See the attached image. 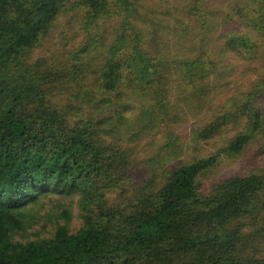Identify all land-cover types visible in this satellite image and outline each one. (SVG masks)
I'll list each match as a JSON object with an SVG mask.
<instances>
[{"label": "trees", "instance_id": "obj_1", "mask_svg": "<svg viewBox=\"0 0 264 264\" xmlns=\"http://www.w3.org/2000/svg\"><path fill=\"white\" fill-rule=\"evenodd\" d=\"M172 1L0 0V264H264V171L201 179L222 153L264 159V0H243L218 60L206 32L223 14ZM168 12L197 29L187 42L176 31L175 71L148 30ZM65 27L78 48L60 46ZM224 59L251 75L217 103ZM209 106L197 139L227 134L221 151L165 163L188 111Z\"/></svg>", "mask_w": 264, "mask_h": 264}, {"label": "rangeland", "instance_id": "obj_2", "mask_svg": "<svg viewBox=\"0 0 264 264\" xmlns=\"http://www.w3.org/2000/svg\"><path fill=\"white\" fill-rule=\"evenodd\" d=\"M172 2V0H169V3ZM242 3L243 0H210L209 4L216 9H219V12L223 14L218 17L213 16L210 19V22L215 23V26L214 28H210L208 33L206 32V35L208 36L207 39L205 38L208 45L206 50L210 52V55L215 60L219 59L217 47H222L223 36L230 32L243 31V25L238 18L239 15H236V11L243 7ZM164 4L166 5V2H164ZM228 14L231 15L228 19H226L225 17ZM163 16L164 19L157 20L159 22L153 23L154 20H149L150 23L148 25V30L150 29V26L152 28L153 26L157 25V34L150 35V39H153V41L157 43V52H160L169 59V64H171V66H169V69L175 71L177 66H174L172 63L174 58L178 57L179 59H182L184 57V51L182 48H180V38L177 36L176 31H180L179 34H185L181 37L183 42H187L190 40V38H192V35L197 32V29H193V26H189L188 28H186L187 22H181V19H178L176 13L174 12H168V15ZM61 30L64 31V34H66V37L68 39L64 41H62L61 39L62 42L60 46L64 47L66 45H70V50L78 48L79 44L82 43V39L79 37L77 38V36L73 38L72 33L74 34V31L71 30V28ZM198 52L199 51L194 54H198ZM219 67L221 68L220 73L223 77L224 84H222L220 81H210V88L212 89V91H214L211 95V100H216L217 103L224 101L226 100V98L230 97L229 95H225L224 93L220 94L219 91L222 89L223 85L226 84L227 86V84L229 83L228 81H230L231 85H228L226 88L227 91H230L235 86L233 84V80L239 78L243 72L251 75V69H247V65L233 63L227 59H224L223 63H219ZM180 86L181 84L178 81V76L175 75V78H173V81L171 83L173 97L179 100L178 104L180 108L183 107L184 110H187V106L184 103L187 99V91L186 88L182 91H179L178 88ZM132 102L136 107H141L144 104V99L139 96H133ZM210 109L211 108L209 106V108L206 109L205 112H200L194 109L188 111V117L183 121L181 127L179 128V131H181L180 136L183 139L182 148L177 149L175 153L170 155L169 159H166L165 163H167L168 165H185L189 162H192L195 158H208L221 151L226 142V137L228 136L227 134V136L224 135L223 137L206 142L197 139L196 132H198L197 130H199V128L207 120ZM137 130V127L131 128L126 132L125 136L127 138H131L136 134ZM126 137H123V140H125ZM143 158H141V160H143ZM263 171L264 159L256 163H251L248 161L247 157H243L240 155L232 156L222 153L217 165L213 169L206 172L201 179L207 183H210L214 181V179H220L234 174L261 173ZM52 201L53 200H49L45 203V206H41L44 207L41 210L42 214L47 213L49 210H52L55 207L56 204H54Z\"/></svg>", "mask_w": 264, "mask_h": 264}]
</instances>
